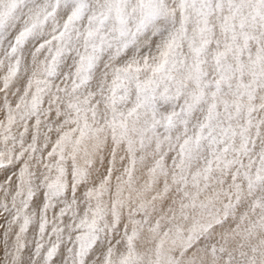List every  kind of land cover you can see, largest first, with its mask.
Returning a JSON list of instances; mask_svg holds the SVG:
<instances>
[{
    "label": "snow or ice",
    "instance_id": "obj_1",
    "mask_svg": "<svg viewBox=\"0 0 264 264\" xmlns=\"http://www.w3.org/2000/svg\"><path fill=\"white\" fill-rule=\"evenodd\" d=\"M0 264H264V0H0Z\"/></svg>",
    "mask_w": 264,
    "mask_h": 264
}]
</instances>
